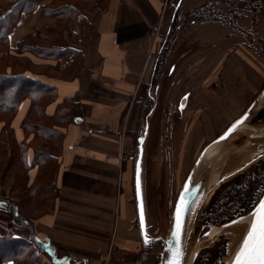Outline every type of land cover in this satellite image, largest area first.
I'll use <instances>...</instances> for the list:
<instances>
[{
    "label": "crops",
    "instance_id": "0c3cea01",
    "mask_svg": "<svg viewBox=\"0 0 264 264\" xmlns=\"http://www.w3.org/2000/svg\"><path fill=\"white\" fill-rule=\"evenodd\" d=\"M177 1L107 0L102 10L89 12L91 25L85 42L73 44L81 56L65 75L49 80L56 90V102L73 104L70 120L57 126L60 142L53 136L49 141L53 146L5 149L0 171V227L28 238L19 220L32 223L36 240L52 246L45 254L48 260L41 253L45 264H130L140 258L142 264H154L151 256H138L135 158L130 152L134 146L137 149L155 84L159 88L148 116L145 146L150 145L155 108L162 96L165 106L159 112L156 135H162L160 146L175 152L174 182H179L175 196L204 148L202 164H211L209 180L220 176L217 184L264 155L224 172L240 149L261 145L264 123L248 121L225 140L213 142L246 109L264 107V10L242 11L233 27L214 21L182 23L175 37L159 46L156 54L157 38L167 34L174 12L184 13L203 0H181L175 9ZM54 21L38 9L22 14L10 41ZM180 35H187L186 42L192 47H179L166 79L155 78L160 65L155 54L165 61L164 48ZM185 93L183 108L188 106L190 116L179 126L174 122L179 120V112L169 106ZM21 115L19 112L13 122L14 138L30 142L31 135L18 124ZM2 126L0 121V131ZM38 153L43 154L42 161ZM160 166H164L162 162ZM147 168L144 159L145 190L150 180ZM154 183L157 197L163 194L164 182ZM121 208L128 226L123 232L117 228ZM146 212L150 219V208L149 216L147 207Z\"/></svg>",
    "mask_w": 264,
    "mask_h": 264
},
{
    "label": "trees",
    "instance_id": "16d2710c",
    "mask_svg": "<svg viewBox=\"0 0 264 264\" xmlns=\"http://www.w3.org/2000/svg\"><path fill=\"white\" fill-rule=\"evenodd\" d=\"M106 1L0 0V121H3L0 171L7 146L11 149L13 146H48L53 136H58L60 142L57 126L70 120L73 104L69 100L56 102V90L49 80L65 75L67 69L75 65L81 53L79 47L73 44L85 42L91 25L89 12L102 10ZM36 9L53 17L54 23L34 29L11 42L14 26L22 14ZM244 10L252 13L262 11L264 0H203L184 13L177 9L167 34L161 37L160 46L175 37L182 23L214 21L233 27ZM71 41L72 44L69 43ZM34 58L44 61H35ZM142 110L145 112L146 103ZM19 112L22 115L18 124L27 135H31L30 142H19L14 138L13 122ZM255 115L251 122L264 123V108ZM38 158L42 161L43 154L38 153ZM263 193L264 156L215 187L200 212L196 229L202 227L203 230L208 224H220L249 212ZM13 212L11 208L12 216ZM19 223L27 229L28 238L14 236L8 229L0 227V264L6 260L12 264H45L41 253L51 252L52 246L36 240V229L28 220L21 218ZM225 253L226 241L219 239L200 252L194 264H220Z\"/></svg>",
    "mask_w": 264,
    "mask_h": 264
},
{
    "label": "rangeland",
    "instance_id": "374dc122",
    "mask_svg": "<svg viewBox=\"0 0 264 264\" xmlns=\"http://www.w3.org/2000/svg\"><path fill=\"white\" fill-rule=\"evenodd\" d=\"M160 36L161 35H159V37ZM158 38H157V41L159 44H158V48L156 50V54H157V51L159 49L160 43L162 41L161 37L159 39ZM162 38H163V35H162ZM188 38L189 37H187V35H185V36L180 35V36H178L177 40L172 43L171 46H166L164 48V50H167L165 61H164L163 56L161 54H159L158 57H156V54H155L154 58H155V60H158V58H159V64H160L158 66V69L155 72V76H156L155 78H161V77L164 78L166 76V74L170 73L169 69H171V67L174 66L175 62L177 61L176 56L178 55V48L179 47L181 49L184 47H192V44H188L186 42L188 40ZM156 47H157V45H156ZM166 77H165V79H166ZM151 92H152V90H151ZM146 94L147 93H145V97H146ZM181 96L179 97L178 101L175 104H170V106H169L170 109H175L176 111L178 110L177 112H179V115H178L179 120L174 121L175 123L178 121V124L179 123L182 124V122L186 121L190 116L188 106L186 108H179L178 107L179 100H180ZM157 104L158 105L155 108L156 117H155L154 123H153V132H152V136L150 139V145L145 146V152H144V159L146 161V168L148 167L147 171L149 173V178H150V180H148V190H145L144 202H145V208L146 207L148 208V216L150 215V213L152 215V216L150 215V219H148L149 224H151V227H150L151 235L152 236L165 237L166 233H167V229L169 228L170 223H171L173 204H174L175 198L177 196V194L175 196V191H176L175 187L177 184L179 185V182H174V178H175V176H174V174H175V167H174L175 152L172 149H168V148H165L164 146H160V143L162 141V139H161L162 135L159 134L158 137L156 135V131H157V127H158L157 124L160 122L159 112H162L163 107L165 106L164 98H162V96H160L158 98ZM185 105H184V107H185ZM255 116L256 115H254L251 118V120H253V118ZM180 124H179V126H180ZM225 147L226 146H224L223 148H225ZM130 153H131L130 154L131 158L133 157V160H134L135 154H136V147L135 146ZM161 162L164 165L163 167L160 166ZM161 173H162V175H164V177L160 179L159 175ZM153 177H154V179H153ZM154 180L157 184L161 181L164 182L163 183V190H162L163 194H161L157 197L155 195L156 190H157V186L155 185ZM219 184H217V186ZM146 185H147V177H146ZM153 189H155V194L153 192ZM146 193L148 194V197H147ZM205 195H207V194H205ZM205 195L200 199V202L196 206L194 212L192 213V216H191L190 221H189L188 226H187V231H186V236H185V241H184L183 264H186L188 258L191 256V254H193L194 251L196 249H198L199 250L198 253L195 255L192 263H190V264H194V261H195L197 255L200 252H202L205 248L213 246L215 244V242L219 239H224L226 241V253L220 262V264H225V260H226L227 256L230 254L232 247H233V244H234L233 243L234 235L232 234V232L221 231V229L215 235H212L211 237L206 238V234L211 229L219 227L220 225H222L225 222H222L220 224H208L206 226V228L203 230H201L202 227L199 230L196 229L197 219L199 218L201 210L206 205V203L204 201ZM146 197L148 198V201H146ZM133 199L135 200V195H134ZM154 203H155V207H156L155 210L156 211L154 210ZM149 208H150V213H149ZM249 212L242 214V215H238L237 217L248 215ZM125 213H126L125 210L123 208H121L120 209L119 225L117 227L119 232H123L128 228V226H126V221L122 219V217L125 215ZM136 221L138 223L137 217H136L134 224L136 223ZM226 222H228V221H226ZM117 224H118V222H117ZM225 227H227V226H225ZM162 247H163V242L161 239L156 240V241H152L149 243H145V241L141 237L140 230H139V247H138V249H139V255L138 256L139 257H142V256L146 257L147 256L150 259L153 258V263L158 264V260L160 257V252L162 250ZM151 253L153 256L149 255ZM44 255H45V253H44ZM45 259L48 260L47 255H45ZM141 260L142 259L140 258L139 261L136 260L134 262H130V264H142ZM151 264H152V262H151Z\"/></svg>",
    "mask_w": 264,
    "mask_h": 264
},
{
    "label": "water",
    "instance_id": "95a60500",
    "mask_svg": "<svg viewBox=\"0 0 264 264\" xmlns=\"http://www.w3.org/2000/svg\"><path fill=\"white\" fill-rule=\"evenodd\" d=\"M181 0L177 1V4L175 6V9L178 7L180 4ZM156 65V64H155ZM155 66L153 68L151 78L153 77V72H154ZM173 69V66L171 69H169V72ZM152 83V82H151ZM159 85L155 84L152 90V95L151 99L153 100V103L151 104L146 117L144 119V123L142 126V131L140 132V135L137 140V149H136V156H135V162H134V192H135V200H136V211H137V219H138V225H139V230L142 239L145 241V238L147 237L150 242L156 241L161 239L163 242V247L160 252V257L158 264H168V261L170 259H174L173 253L175 252L176 248L178 247L181 252V256L179 259V264H183V254H184V241H185V236H186V231H187V226L190 221V218L192 216V213L194 212L196 206L199 204L200 199L205 195L206 190L209 188V176H210V169H211V164H202L203 160V154L206 150L204 148L199 156L197 157L193 168L189 171L188 175L185 177L178 194L175 199V203L173 206L172 210V218H171V224L169 228L167 229V233L165 237L161 236H152L150 227L151 224L148 222V217L146 213V208H145V186H144V152H145V139L147 136V131H148V116L152 113L154 106H155V100L157 96ZM187 99V94H183L179 100L178 107L183 108ZM261 109V108H260ZM259 109V110H260ZM251 111L250 108L246 109L244 112H242L237 118H235L230 124L214 139L213 142H219L225 140L230 134H232L240 125L245 124L246 122L250 121L251 118L257 114L259 111ZM237 121H242L239 124H236ZM236 124V127L233 131L229 133V129L232 128V126ZM228 133L227 135H225ZM223 137V139H222ZM137 165H139V190L137 187ZM187 182L189 186V190L187 192H184L185 188V183ZM184 193L183 198L181 197V193ZM183 199L184 201V211H183V227L180 232L179 240L175 237L172 236V232L174 230V225H175V217H176V206L177 203ZM260 199H264V193L261 196ZM259 199V200H260ZM259 201L256 203L258 204ZM253 209L249 212L252 213ZM245 216V215H244ZM242 217V216H240ZM238 218V217H236ZM236 218H233L232 220L223 223L220 226H224L228 224L229 222L235 220ZM253 219V217H252ZM252 221V220H251ZM143 224V226H142ZM251 224V222H250ZM249 224V225H250ZM248 230V229H247ZM247 231L245 232L239 246L236 249L237 250L240 248L241 243L243 242V239L246 235ZM198 249L194 251L193 257L191 259V263L195 257V255L198 253ZM236 252L229 264H233Z\"/></svg>",
    "mask_w": 264,
    "mask_h": 264
},
{
    "label": "snow or ice",
    "instance_id": "6c2138e0",
    "mask_svg": "<svg viewBox=\"0 0 264 264\" xmlns=\"http://www.w3.org/2000/svg\"><path fill=\"white\" fill-rule=\"evenodd\" d=\"M242 121H237L236 124ZM236 124L229 129V133L233 131ZM226 133L225 135H227ZM223 139V137H222ZM137 187L139 190V165H137ZM189 190L187 182L185 183L184 192ZM184 193H181L183 198ZM183 211L184 201L181 199L176 206V217L172 236L179 240L180 232L183 227ZM252 221L248 226L247 233L237 250L233 264H264V199H260L258 204L253 205ZM233 223H236L235 221ZM143 226V224H142ZM149 239L145 238V243H149ZM174 259H170L168 264H179L181 256L180 249L177 247L173 253Z\"/></svg>",
    "mask_w": 264,
    "mask_h": 264
},
{
    "label": "bare ground",
    "instance_id": "6f19581e",
    "mask_svg": "<svg viewBox=\"0 0 264 264\" xmlns=\"http://www.w3.org/2000/svg\"><path fill=\"white\" fill-rule=\"evenodd\" d=\"M260 143H261L260 146H246L244 149H240L238 151V153L233 157V159L229 162L228 166L224 169L225 170L224 172L232 171V170L240 167L241 165H243L245 162L249 161L250 159L254 158L255 156L263 153L264 152V139L260 140ZM236 150H238V148L234 149V151H236ZM219 177L220 176H218L217 179H213L216 177H212V179H210L209 185H208L209 188L206 190V193H205V194H207V195H205V198H204L205 203L207 202V200H208L210 194L212 193V191L214 190V188L217 186V182H218ZM174 203H175V201H174ZM173 206H174V204H173ZM251 220H252V213H249L248 215L238 217L235 220L229 222L228 224L225 225L227 227L219 226V227H216L214 229H211L206 234V238H209L212 235H215L216 233H218L219 230L221 229V231L232 232V234L234 235V237H233V243L234 244H233V247H232L230 254L227 256V258L225 260V264H229L231 262L234 254L236 252L237 247L239 246L245 232L248 229V226H249ZM234 221L236 223H233ZM193 254H191V256L188 258L186 264L191 263V259L193 257Z\"/></svg>",
    "mask_w": 264,
    "mask_h": 264
},
{
    "label": "flooded vegetation",
    "instance_id": "af4514ba",
    "mask_svg": "<svg viewBox=\"0 0 264 264\" xmlns=\"http://www.w3.org/2000/svg\"><path fill=\"white\" fill-rule=\"evenodd\" d=\"M154 72H155V69H154ZM154 72H153V77H152V81H153V78H154ZM152 81H151V82H152Z\"/></svg>",
    "mask_w": 264,
    "mask_h": 264
}]
</instances>
